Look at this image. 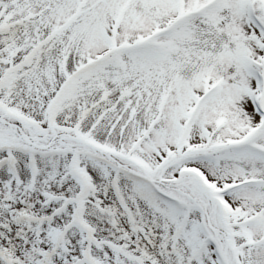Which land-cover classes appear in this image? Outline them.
I'll list each match as a JSON object with an SVG mask.
<instances>
[{
    "label": "snow or ice",
    "instance_id": "obj_1",
    "mask_svg": "<svg viewBox=\"0 0 264 264\" xmlns=\"http://www.w3.org/2000/svg\"><path fill=\"white\" fill-rule=\"evenodd\" d=\"M0 264H264V0H0Z\"/></svg>",
    "mask_w": 264,
    "mask_h": 264
}]
</instances>
